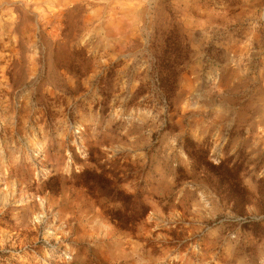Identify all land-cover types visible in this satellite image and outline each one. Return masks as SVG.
<instances>
[{
	"label": "rangeland",
	"instance_id": "rangeland-1",
	"mask_svg": "<svg viewBox=\"0 0 264 264\" xmlns=\"http://www.w3.org/2000/svg\"><path fill=\"white\" fill-rule=\"evenodd\" d=\"M0 264H264V0H0Z\"/></svg>",
	"mask_w": 264,
	"mask_h": 264
},
{
	"label": "trees",
	"instance_id": "trees-1",
	"mask_svg": "<svg viewBox=\"0 0 264 264\" xmlns=\"http://www.w3.org/2000/svg\"><path fill=\"white\" fill-rule=\"evenodd\" d=\"M109 196L113 200H118L123 208L122 210H118V212L116 211V215H120L119 217H116L115 213H113V218L116 220L139 219L140 217H144L149 211L148 206L142 201L139 192L124 194L120 189L112 186Z\"/></svg>",
	"mask_w": 264,
	"mask_h": 264
}]
</instances>
